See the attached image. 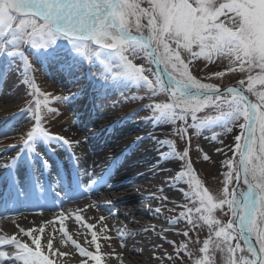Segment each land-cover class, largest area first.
<instances>
[{"label": "rangeland", "instance_id": "1", "mask_svg": "<svg viewBox=\"0 0 264 264\" xmlns=\"http://www.w3.org/2000/svg\"><path fill=\"white\" fill-rule=\"evenodd\" d=\"M138 1L143 2V0ZM176 2L182 5L186 3V0H176ZM230 2L239 8L244 27L247 29V38L242 41V54L257 52L264 56V0H247V3L243 0H230ZM157 3H160V0H153L152 8ZM188 7L191 8V5ZM146 10H143L144 15L150 19ZM187 16V12L182 11L181 8L172 7L167 13L165 30L174 28L182 34L184 43L190 44L192 25ZM35 19L22 17L23 23L18 22L13 32L7 35L8 39H14L16 46L9 44V50H6L4 55L0 54V76L4 74L6 76L8 68L11 70L10 75L0 79V100L8 105H14L15 108L0 114V151L12 145L14 148L17 142L24 141V136L34 125L35 110L40 108L38 102L45 103L47 108L51 107L47 109L46 120L48 119V128L59 134L58 139H63L65 135L63 126L65 120L70 119L76 122L82 117H87L111 105H116L118 110L107 116L97 117L98 124L88 122L86 126L92 129L96 127L95 125L109 123L107 127L103 124V127L107 133L110 132L115 137L116 133L126 125L169 118L172 126L167 133L169 140L166 147L179 160L177 166L172 168L174 170L185 168L186 173L180 174V180L181 185L190 194L177 209L179 212L188 208L189 210L185 212L183 218H178V221L174 223L179 226L177 232L179 238L173 245L178 250L164 247V253L159 254V261L161 264L167 262L170 264H242L239 255V235H233L228 227L232 222V199L239 154L236 152L227 169H216L211 166L215 155L213 154L214 144L225 137L227 127H231L232 124L227 119H217L220 113L214 107L209 106L200 110L208 103L220 101L222 95L203 98L196 94L184 96L175 94L173 95L175 107H171L164 88L159 85L156 70L150 62L147 49L138 43L117 38L102 40L101 47L107 54L102 52L101 58L92 59L90 56L96 52L91 49L89 56L86 55V58L77 61L73 78L68 80L67 86H63L62 81L66 79L65 76H72L67 72L68 69H65V74L60 67V63L65 61L66 49L59 43L66 41L62 35L52 30H46L44 36L39 35V31L34 29L32 33L29 32L28 29L31 27H39L42 24ZM220 19L228 24L227 31H231L232 26L228 18L221 16ZM156 23H159V20ZM166 39L165 37L164 40ZM155 40L159 55L165 57L164 61H167V65L178 76L175 75V77H180L185 82L196 83L197 88L207 89L211 86L221 88L231 83L237 84L240 79L247 81L248 74L238 70V61L229 63L232 57H219L213 54L211 60L204 55L197 58L192 56L185 47L174 42L165 44L158 33L155 34ZM118 46L121 49L117 51L115 49ZM78 51L82 50L79 48ZM193 51H199V49L194 46ZM19 57L22 58V64L13 60V58L19 60ZM87 63L93 64L92 70L95 72V77L90 79L93 86L91 92L90 84L86 81L87 76H82ZM127 65H131L133 69H139V74L129 71ZM173 65L176 67L173 68ZM227 68L236 70L229 72ZM21 69L25 73L20 75L21 80H16L12 75L19 74ZM257 72L259 69H255L253 75ZM213 73H216V76ZM262 81L264 77L254 80L251 86ZM36 88L40 90L38 93L35 92ZM60 95L64 97L59 100L52 98ZM90 95L94 99V107L89 105L90 101L85 106L87 100H90ZM230 99L238 101L239 98L232 96ZM178 100H182V103ZM21 108L24 109L23 113L10 119L13 122L7 119L2 120L3 116L14 114ZM203 117H211V120L205 124ZM123 125L125 126L122 127ZM147 129V125L138 127L139 131ZM206 136L211 141L209 144L205 143L208 141ZM214 136L215 139H213ZM45 137L39 134V138H36L34 142L29 138L27 142L20 145V148H24L26 144H36L37 148L43 146L47 149L59 147L58 139L49 138L46 135ZM115 138L119 139L117 136ZM202 151H206L211 158L204 160ZM25 153L27 154L26 151ZM10 155L12 154L9 152L0 155V159ZM262 197L264 193H261V200L258 194L251 227L261 249L260 263L264 264V199ZM130 207L132 205H129ZM78 236L87 249L94 248L86 233H79ZM66 244L72 249L71 244L68 242ZM165 253L175 256L168 258ZM73 254L74 259L83 264H96L83 254L74 251ZM108 262L107 259L102 260V264H108Z\"/></svg>", "mask_w": 264, "mask_h": 264}, {"label": "bare ground", "instance_id": "2", "mask_svg": "<svg viewBox=\"0 0 264 264\" xmlns=\"http://www.w3.org/2000/svg\"><path fill=\"white\" fill-rule=\"evenodd\" d=\"M103 1L119 31L139 35L156 50V32L152 31L150 19L143 11L147 9L150 12L151 5L138 0H124L118 7L119 14L116 7L113 12V7L107 0ZM125 12L129 14L125 15ZM167 82L172 89L186 94L195 91L187 83L177 84V80L170 75H167ZM68 84V79H63L62 85ZM254 87L259 89L261 86ZM12 109H15L14 105L0 100L1 115ZM117 110L116 105L108 106L98 112V117L107 116ZM96 116L82 117L76 122L65 120L64 145L57 152L46 153L44 160L34 157L25 169L14 171L11 177L5 176V164L0 159V184L8 181L11 186H18L22 191L31 186L35 176L47 181L54 174L64 177L62 170L65 167L68 168L70 176L77 173L91 180L82 189L68 194H65L68 189L60 192L63 196L56 203H50L51 205L44 208L22 205L17 206L20 207L18 211L2 212L0 207V264H26L24 259L27 243L35 249L39 247L45 251L49 264H83L75 260L73 254V251H85L79 233H86L90 237L97 250L99 264H102L103 259L109 260L108 264H155L159 261V254L164 253V247L173 244L172 239L176 238L173 235L179 231V226L174 224L178 221L177 207L190 194L180 180V174L185 172V168H172L177 166L179 160L166 147L169 140L167 133L172 122L169 118H162L126 125L119 130L117 140L101 127L104 123L92 129L84 127L85 123L97 119ZM141 125H147L148 129L139 131L138 127H142ZM231 127L233 132L227 131L225 137L214 144L215 155L211 163L213 168L227 169L235 157L237 142L233 137L240 134V129L233 125ZM206 139L208 140L207 136ZM210 142L205 141L208 144ZM67 147L71 148V152L66 150ZM12 149L14 150L5 149L0 155ZM120 149L125 150L122 161L117 165L130 170L133 175L130 178L118 176L119 168L116 171L115 167L113 174L119 178L112 180L111 174H108L111 171L102 173L103 157L106 153H117ZM16 152L12 153L10 159H5L11 161V166L26 161L21 151ZM201 155L204 160L211 158L206 151H202ZM48 165L54 168L49 169ZM239 178L240 187L237 186L232 199V209L237 214V224L241 230L239 254L242 264H254V248L242 230H250V221L255 211V192L247 199L243 195L248 192V183L242 166ZM146 184L159 192L152 197L154 204L161 207L155 213H152L149 205H139L145 199L142 189ZM129 205L132 207L129 208ZM153 215L162 222L161 226L152 227L145 221V218ZM67 242L72 245V249Z\"/></svg>", "mask_w": 264, "mask_h": 264}, {"label": "snow or ice", "instance_id": "3", "mask_svg": "<svg viewBox=\"0 0 264 264\" xmlns=\"http://www.w3.org/2000/svg\"><path fill=\"white\" fill-rule=\"evenodd\" d=\"M58 2L64 3V0H0V31L5 34L12 33L18 22L23 23L22 17L33 13L43 16L48 11L46 5H55ZM143 2L153 4V0H143ZM243 2L247 3V0ZM68 5H72L74 9L75 0H67L65 9L56 13L57 22L65 12L71 15ZM189 5L191 8L188 7ZM174 6L188 14L187 18L192 25L190 44H185L182 34L174 28L165 30L168 10ZM53 11H55L54 8ZM51 14V12L48 13L49 16ZM128 14L125 12V15ZM148 15L152 31L158 33L162 40L167 38L164 40L165 44L174 42L185 47L192 56L197 58L204 55L211 60L213 54L219 57H232L229 63L233 64L238 61V70L247 72V81L240 79L237 87L229 86L225 90L220 101L208 103L200 110L209 106L214 107L220 113L217 119H227L235 128L240 129V134H235L233 139L237 142L235 151L240 156V165L248 183V192L243 195L247 199L253 192L264 193V83L258 84L261 86L259 89L251 86L254 80L264 77V56L257 52L242 54V41L247 38V29L244 27L239 8L230 0H193V2L186 0V3L182 5L177 4L176 0H160V3L155 4ZM221 16H226L231 22V31H227L228 24L220 19ZM157 20L159 23H156ZM28 31L32 32V29ZM194 46L199 51H193ZM165 66H167V61ZM127 67L129 71L139 74V69H133L131 65ZM175 67L173 65V68ZM255 69H259V72L253 75ZM176 70L179 71V69ZM230 70L236 69L227 68V71L230 72ZM213 75L216 76V73ZM180 83L182 81L178 80L177 84ZM242 87L243 90H241ZM39 91V88L35 89V92ZM47 95L46 93L45 96ZM233 95L239 98L238 101L230 99ZM63 97L64 95H60L52 98L59 100ZM251 97H255V100ZM202 119L206 124L211 117ZM241 120L243 122H239ZM226 130L229 133L233 132V127H227ZM245 145L248 146L247 152L244 150ZM26 264H39V259L26 260Z\"/></svg>", "mask_w": 264, "mask_h": 264}, {"label": "water", "instance_id": "4", "mask_svg": "<svg viewBox=\"0 0 264 264\" xmlns=\"http://www.w3.org/2000/svg\"><path fill=\"white\" fill-rule=\"evenodd\" d=\"M136 38H137V37H136ZM137 39H139V38H137ZM139 40H140V39H139ZM142 42H144V41H142ZM145 44L148 45L147 43H145ZM161 69L163 70V68H161ZM163 71H164V70H163ZM164 72H165V71H164ZM230 86H232V87H237V85H235V84H231ZM227 88H228V87H225V88H219V89L216 90V92H221V91H223V90H225V89H227ZM241 90H242V89H241ZM245 147L248 148L247 145H245ZM248 235H249V237H250L251 242L253 243V245L256 246V243H255V241H254V238H253L252 234L249 233ZM255 251H256V260H255V264H260V262H259L260 254H259V250L257 249V247H255Z\"/></svg>", "mask_w": 264, "mask_h": 264}]
</instances>
